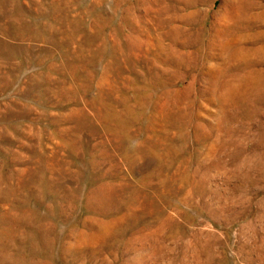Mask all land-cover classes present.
I'll return each mask as SVG.
<instances>
[{
	"label": "rangeland",
	"instance_id": "374dc122",
	"mask_svg": "<svg viewBox=\"0 0 264 264\" xmlns=\"http://www.w3.org/2000/svg\"><path fill=\"white\" fill-rule=\"evenodd\" d=\"M0 264H264V0H0Z\"/></svg>",
	"mask_w": 264,
	"mask_h": 264
}]
</instances>
